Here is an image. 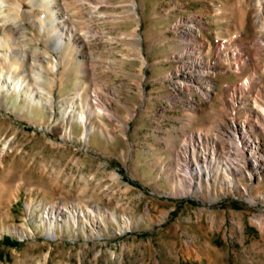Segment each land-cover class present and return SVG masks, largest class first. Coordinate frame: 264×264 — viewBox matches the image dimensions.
I'll return each mask as SVG.
<instances>
[{"label": "rangeland", "instance_id": "1", "mask_svg": "<svg viewBox=\"0 0 264 264\" xmlns=\"http://www.w3.org/2000/svg\"><path fill=\"white\" fill-rule=\"evenodd\" d=\"M0 17V264H264V0Z\"/></svg>", "mask_w": 264, "mask_h": 264}, {"label": "bare ground", "instance_id": "2", "mask_svg": "<svg viewBox=\"0 0 264 264\" xmlns=\"http://www.w3.org/2000/svg\"><path fill=\"white\" fill-rule=\"evenodd\" d=\"M8 16V15H7ZM1 18V17H0ZM3 22V21H2ZM5 24V23H4ZM3 24V25H4ZM63 35V34H62ZM62 35H60V34H57V40H58V43H57V45H56V49L57 50H60V49H62L63 47H64V45H65V40H64V38H63V36ZM81 122H85V119H84V117L83 116H81ZM231 126L232 127H234V123H231ZM247 144V143H246ZM255 154V156H254V158L256 159H258V158H261L260 156H258V155H256V152L255 153H252L251 154V156H253ZM228 170H230V167H225V168H223L222 169V171H224L225 173H228ZM194 172H195V174H197V176H196V179L198 180V184H201V182H200V180H201V177H203V175L205 174V176H204V182H207V183H209V178H208V176L207 175H209V174H207V172H208V168H205V169H203V168H201V167H199L198 169H196V170H194V171H192V173L190 172L189 173V175L190 176H193L194 175ZM198 177V178H197ZM259 223H261V224H264V223H262V220H260L259 221Z\"/></svg>", "mask_w": 264, "mask_h": 264}, {"label": "trees", "instance_id": "3", "mask_svg": "<svg viewBox=\"0 0 264 264\" xmlns=\"http://www.w3.org/2000/svg\"><path fill=\"white\" fill-rule=\"evenodd\" d=\"M2 242L5 243V244H12V246H17L18 245V242L11 243V241H9L6 238H4Z\"/></svg>", "mask_w": 264, "mask_h": 264}]
</instances>
